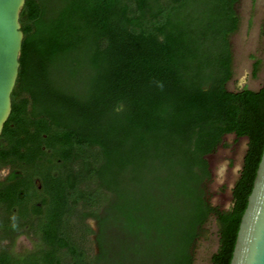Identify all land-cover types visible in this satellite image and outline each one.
<instances>
[{
	"label": "trees",
	"instance_id": "obj_1",
	"mask_svg": "<svg viewBox=\"0 0 264 264\" xmlns=\"http://www.w3.org/2000/svg\"><path fill=\"white\" fill-rule=\"evenodd\" d=\"M238 2L26 0L0 136V169H11L0 181V264H100L118 200L134 232L149 237L157 233L149 224L162 225L167 249L177 236L167 264H193L191 247L214 216L211 263L230 264L264 151V84L227 88ZM230 134L248 147L225 211L206 198L207 156ZM127 177L153 196L126 199ZM89 218L99 226L96 256ZM22 235L33 246L16 251Z\"/></svg>",
	"mask_w": 264,
	"mask_h": 264
},
{
	"label": "rangeland",
	"instance_id": "obj_2",
	"mask_svg": "<svg viewBox=\"0 0 264 264\" xmlns=\"http://www.w3.org/2000/svg\"><path fill=\"white\" fill-rule=\"evenodd\" d=\"M236 13L239 18V27L230 37L233 77L227 88L232 92L244 88L257 91L264 84V0H239L236 4ZM256 62L259 63V69L257 75L253 76V67ZM247 147V138H237L234 134H230L224 136L216 151L207 156L211 178L206 185V198L212 207L225 211L232 208V191L240 177ZM10 171V167L1 168L0 181L4 180ZM128 177L124 181L126 184L124 192L127 191L126 199L131 198L137 203L138 200L145 199L147 193L153 196L149 189L147 191L145 187L129 184ZM117 203L119 206L117 204L116 209L109 211L104 221L105 227L102 236L104 251L100 264H167L168 259H172V256L174 260L178 244L177 236L174 237V242L172 241L167 249L165 246L166 237L162 233H158L162 229V225L149 224L153 226L154 231L157 227V233L154 232L149 237L134 232L119 215L122 213L120 211L121 204L124 206L123 200H118ZM155 212L158 214V209ZM156 218L160 219V217ZM85 223L95 232L89 235L88 246L91 256H96L100 251L96 242L99 226L97 221L92 218L86 219ZM9 244V240L2 242L4 246ZM32 246V238L22 235L17 238L14 249L24 251L31 249ZM218 248L219 227L216 218L211 216L191 247L193 264H212L211 257ZM167 250L169 251L167 252Z\"/></svg>",
	"mask_w": 264,
	"mask_h": 264
},
{
	"label": "water",
	"instance_id": "obj_3",
	"mask_svg": "<svg viewBox=\"0 0 264 264\" xmlns=\"http://www.w3.org/2000/svg\"><path fill=\"white\" fill-rule=\"evenodd\" d=\"M26 0H0V136L12 112L24 34ZM230 264H264V151L242 216Z\"/></svg>",
	"mask_w": 264,
	"mask_h": 264
}]
</instances>
